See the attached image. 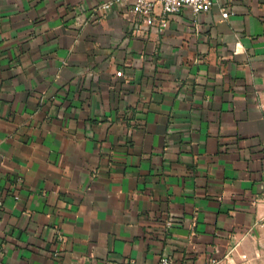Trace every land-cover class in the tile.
I'll use <instances>...</instances> for the list:
<instances>
[{
	"label": "crops",
	"instance_id": "crops-1",
	"mask_svg": "<svg viewBox=\"0 0 264 264\" xmlns=\"http://www.w3.org/2000/svg\"><path fill=\"white\" fill-rule=\"evenodd\" d=\"M103 1L0 0V264H223L264 240V0Z\"/></svg>",
	"mask_w": 264,
	"mask_h": 264
},
{
	"label": "built area",
	"instance_id": "built-area-1",
	"mask_svg": "<svg viewBox=\"0 0 264 264\" xmlns=\"http://www.w3.org/2000/svg\"><path fill=\"white\" fill-rule=\"evenodd\" d=\"M215 4L219 6L224 19L229 18L233 13L228 7L227 0H105L93 8V13L103 15L116 6L127 5L132 16L141 20L142 23L157 26L159 31L163 32L169 26L170 15L185 9L192 10L194 14L208 12ZM119 75H122V72H119ZM166 226L171 227L172 221H167ZM58 239L63 241V236L60 235ZM55 256H60L58 250L55 251ZM159 264L175 263L169 256L163 254Z\"/></svg>",
	"mask_w": 264,
	"mask_h": 264
},
{
	"label": "rangeland",
	"instance_id": "rangeland-1",
	"mask_svg": "<svg viewBox=\"0 0 264 264\" xmlns=\"http://www.w3.org/2000/svg\"><path fill=\"white\" fill-rule=\"evenodd\" d=\"M223 264H264V240L239 244Z\"/></svg>",
	"mask_w": 264,
	"mask_h": 264
}]
</instances>
